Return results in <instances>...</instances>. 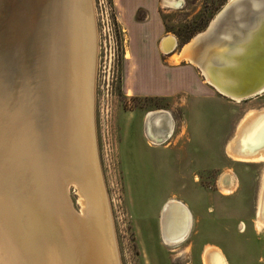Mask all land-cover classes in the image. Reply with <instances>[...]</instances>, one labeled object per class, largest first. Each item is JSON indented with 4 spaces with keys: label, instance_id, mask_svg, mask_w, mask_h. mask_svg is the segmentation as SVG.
<instances>
[{
    "label": "bare ground",
    "instance_id": "obj_1",
    "mask_svg": "<svg viewBox=\"0 0 264 264\" xmlns=\"http://www.w3.org/2000/svg\"><path fill=\"white\" fill-rule=\"evenodd\" d=\"M234 1L180 52L172 34L161 39V49L199 68L208 83L239 102L264 91V0H242L223 13ZM183 3L162 1L172 8ZM92 5L0 0V264H120L94 136ZM220 70L237 76L239 85ZM153 113L145 134L152 142L166 140L173 123L164 128L162 112ZM237 129L234 158L264 160V110L249 112ZM70 183L79 190L80 213L72 207ZM262 192L259 226L264 181ZM161 212L163 243L185 241L192 229L187 205L170 198ZM204 255L205 264H229L219 248L207 246Z\"/></svg>",
    "mask_w": 264,
    "mask_h": 264
},
{
    "label": "rangeland",
    "instance_id": "obj_2",
    "mask_svg": "<svg viewBox=\"0 0 264 264\" xmlns=\"http://www.w3.org/2000/svg\"><path fill=\"white\" fill-rule=\"evenodd\" d=\"M138 1L94 0L92 5L94 136L120 264H205L207 246L221 249L229 264H264V225H258L264 160L237 161L226 151L248 113L264 110V91L237 102L216 91L188 61L175 63L166 52V87L151 91L155 83L142 77V63L132 62L130 51L132 44L138 56L141 40L156 26L149 5ZM160 1L162 35H174L180 52L229 0H184L178 8ZM151 112H162L164 128L173 123L162 146L145 137ZM224 171L237 179L231 193L219 184ZM68 195L80 213L74 183ZM170 198L187 205L192 221L189 237L173 246L163 243L161 233V209Z\"/></svg>",
    "mask_w": 264,
    "mask_h": 264
},
{
    "label": "crops",
    "instance_id": "obj_3",
    "mask_svg": "<svg viewBox=\"0 0 264 264\" xmlns=\"http://www.w3.org/2000/svg\"><path fill=\"white\" fill-rule=\"evenodd\" d=\"M138 2L140 4L145 5V6L149 5V8L151 9V13H152V19H153V22L156 23V26L154 28V31L152 33H150L151 35L149 37H147L145 39L143 38L141 40V43H140V45L137 48L138 56L134 55L133 46H132V44L130 45V51H131V55L133 57L132 62L135 61V60L136 61H138V60L141 61V63H142L141 68L143 67L142 68V77L151 79L153 81V83H155V84H152V86L155 87V89H153L151 91L159 92V90L161 88L164 89L166 87V84L164 83V70H165V68H164V65L162 63V59L164 57V55H163L164 51L161 49V39L168 33L162 35V31L165 29V23H164V21L161 18V14H160V12L158 10V6L156 4L157 3L156 0H150V1H148V0H140ZM158 3H161V1L158 0ZM158 38H160L159 39V44H158ZM166 53L172 55V61L175 62V59H174V56H173L174 53L173 52H166ZM175 63H177V62H175ZM193 67L196 68L198 71H200L199 68H197L196 66H193ZM199 73L201 75H203L201 72H199ZM204 79H205V77H204ZM215 90L218 91L216 88H215ZM147 91H149V90H147ZM224 96H227V95H224ZM227 97L233 99L230 96H227ZM240 124H239V126H240ZM237 130L238 129H236V132L234 133L233 137L226 144V151H227V153L229 152L228 155L231 156L232 158H234V156L232 154L237 155L236 153H234L235 151L233 152V150L230 147L232 142L234 144V140L233 139H234V136L237 133ZM145 137H146V139L149 141V143L152 146H162L163 144H165L168 141V138H170L171 136H169L166 140H161L160 142L159 141L152 142L151 140H149V138L146 135H145ZM157 143H158V145H157ZM227 148H230L231 150L228 149L229 150L228 151ZM257 153H259V152L257 151ZM234 159H237V161L241 160L240 158H234ZM242 161L243 162H248L247 159H245V160L243 159ZM249 162H254V161L251 160ZM220 175L221 176H219L220 177L219 184L222 186L223 189L226 188L225 190H227L230 187L229 188V190H230V189H234L233 187H236L237 179H236L234 174L229 173L227 171H224ZM231 178H233L234 181L233 180L232 181L229 180ZM227 180H229V181H227ZM226 182H228V183L226 184Z\"/></svg>",
    "mask_w": 264,
    "mask_h": 264
},
{
    "label": "water",
    "instance_id": "obj_4",
    "mask_svg": "<svg viewBox=\"0 0 264 264\" xmlns=\"http://www.w3.org/2000/svg\"><path fill=\"white\" fill-rule=\"evenodd\" d=\"M241 2L242 0H238V1H234L233 3H230L226 8H224L223 10H224V12L223 13H226L227 11H231L232 10V8L234 7V6H236V5H238V2ZM222 10V11H223ZM218 23V22H217ZM205 33H207L206 31H204L202 34H200L199 36L201 37V36H204V34ZM168 38V36H166L164 39H162V42L164 41V40H166ZM235 59V62H234V65H233V67H235V66H238L236 63H237V61H239L237 58H234ZM236 64V65H235ZM219 73H224L226 76H227V78H225V79H231L232 80V82L231 83H233L235 86H237V85H239V83H240V81H239V79H238V77L237 76H231V74H229V73H227V72H225V71H219ZM225 76V77H226ZM234 86V87H235ZM261 87V85H258V86H256L255 88H253V89H251L249 92H253V91H256L257 89H259ZM249 92H247V93H249ZM164 114H165V112H164Z\"/></svg>",
    "mask_w": 264,
    "mask_h": 264
}]
</instances>
